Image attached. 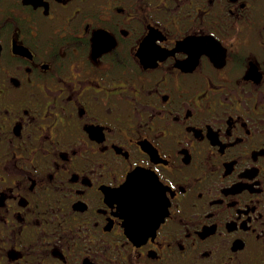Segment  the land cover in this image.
<instances>
[{"label":"flooded vegetation","instance_id":"obj_1","mask_svg":"<svg viewBox=\"0 0 264 264\" xmlns=\"http://www.w3.org/2000/svg\"><path fill=\"white\" fill-rule=\"evenodd\" d=\"M0 48V264H264V0H0Z\"/></svg>","mask_w":264,"mask_h":264},{"label":"snow or ice","instance_id":"obj_2","mask_svg":"<svg viewBox=\"0 0 264 264\" xmlns=\"http://www.w3.org/2000/svg\"><path fill=\"white\" fill-rule=\"evenodd\" d=\"M56 2H57V0H56ZM189 38L191 40H193V41L198 43V47L196 48V54L197 55H200V54H205V55H208V56H212L213 55V42H212V40L210 38H208V37H202L200 39H197L195 37H189ZM145 40L148 41L147 46L152 51V59L154 61L157 60V59H160L161 55L164 54L161 51V49L158 47L160 41L159 40H153L152 38L146 37L141 44H143L145 42ZM189 47L191 48V45ZM0 51H3V49L0 48ZM167 52H172V51H167ZM187 52L191 55V50L187 51ZM169 56H172V55H169ZM7 163L8 162H6V164ZM137 169H139L140 171H137ZM11 170L15 171L14 162L12 164V169ZM146 174H151V172L145 171L144 169H141V168H136L135 170L130 171L127 174L125 182L113 191L114 195H113V199L111 201V204H121L120 199L116 198V194H119L122 191H128L131 188L135 187V185L137 184V181L140 178L145 177ZM129 177H131V180H129ZM147 178L149 179V182L151 184L152 198L145 205L144 210H143L146 219L151 217V215L156 211L157 207L159 205L163 204L166 201V197H165L164 193H165V191H167L166 189H164V188H162V187H160L158 185V183L156 182V179L152 180L150 175H148ZM113 215H117V213H113ZM124 219H125V222H126V220L128 218L124 217Z\"/></svg>","mask_w":264,"mask_h":264},{"label":"water","instance_id":"obj_3","mask_svg":"<svg viewBox=\"0 0 264 264\" xmlns=\"http://www.w3.org/2000/svg\"><path fill=\"white\" fill-rule=\"evenodd\" d=\"M137 171H140V170H137ZM148 175H150V174H146L145 177L140 178L137 181V184L135 185V187H133L130 190H128V192H131V194H133V196L136 195V193L139 192V191L143 192L144 189H145V185H147V183H150L149 179L147 178ZM129 180H131V177H129ZM122 192H125V191H122ZM138 195L139 194H137L136 196H138Z\"/></svg>","mask_w":264,"mask_h":264}]
</instances>
